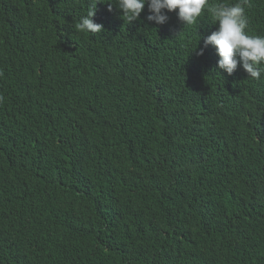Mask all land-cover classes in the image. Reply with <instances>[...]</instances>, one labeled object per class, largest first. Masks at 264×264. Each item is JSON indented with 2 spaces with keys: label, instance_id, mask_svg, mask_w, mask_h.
I'll use <instances>...</instances> for the list:
<instances>
[{
  "label": "trees",
  "instance_id": "1",
  "mask_svg": "<svg viewBox=\"0 0 264 264\" xmlns=\"http://www.w3.org/2000/svg\"><path fill=\"white\" fill-rule=\"evenodd\" d=\"M91 2L0 0V264H264V75Z\"/></svg>",
  "mask_w": 264,
  "mask_h": 264
},
{
  "label": "clouds",
  "instance_id": "2",
  "mask_svg": "<svg viewBox=\"0 0 264 264\" xmlns=\"http://www.w3.org/2000/svg\"><path fill=\"white\" fill-rule=\"evenodd\" d=\"M98 0H92L89 10L75 24L81 33L95 34L103 31V25L94 22ZM249 0H238L235 4L223 2L210 4L209 0H112L107 3L108 10L113 8L122 13L121 19L128 24L137 21L145 5L148 7L146 19L157 25L168 21L166 12H176L180 22L186 26L197 23L206 10L215 31L204 39V47L211 46L218 56V68L232 75L238 65L247 73L248 78L260 79L264 75V36L250 35L249 20L245 12ZM203 55V49L198 53Z\"/></svg>",
  "mask_w": 264,
  "mask_h": 264
}]
</instances>
